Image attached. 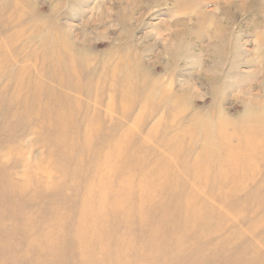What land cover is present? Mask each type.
Listing matches in <instances>:
<instances>
[{"label": "bare ground", "instance_id": "1", "mask_svg": "<svg viewBox=\"0 0 264 264\" xmlns=\"http://www.w3.org/2000/svg\"><path fill=\"white\" fill-rule=\"evenodd\" d=\"M19 21L0 47V130L38 129L52 149L24 161L20 175L0 166V225L12 234L0 242V264H264V151L256 153L264 148V97L247 104L245 121L195 113L169 138L153 128L142 139L130 129L116 136L119 124L97 104L111 109L116 99L148 93L134 77L122 84L118 64L86 76L94 62L79 66L55 35L45 41L53 49L29 52L34 67L5 73L14 49H28ZM173 111L180 117L184 109ZM23 201L27 211H11ZM94 251L107 257L96 262Z\"/></svg>", "mask_w": 264, "mask_h": 264}, {"label": "rangeland", "instance_id": "2", "mask_svg": "<svg viewBox=\"0 0 264 264\" xmlns=\"http://www.w3.org/2000/svg\"><path fill=\"white\" fill-rule=\"evenodd\" d=\"M18 16L20 25L27 28L23 38L28 49L23 54L20 48L14 49L15 54L11 51L14 61L5 73L24 65L32 48L47 43L46 48L53 49L45 41L55 35L65 37L69 47L65 53L56 45L55 49L75 54L79 66L89 58L94 62L86 76L95 79L102 66L118 64V75H127L122 84L134 77L138 91L148 93L146 98L116 99L111 109L97 104L103 116L119 124L116 136L130 129L142 139L153 128V134L165 132L169 138L195 113L201 118L222 113L230 121H245L242 115L247 104L264 97V0H0L1 48L8 46L6 38L17 28ZM34 59L29 57L25 65L34 67ZM176 106L184 109L180 117L174 115ZM139 116L142 120L135 126ZM37 127H41L39 122ZM6 132L0 130V166L11 167L15 174H21L24 161L52 149L38 138V129L18 126L12 136ZM16 150L19 157L13 153ZM13 160H17L15 166ZM29 206L30 202L23 201L11 211L25 212ZM229 212L227 208L226 215ZM233 221L242 225L237 218ZM242 235L249 237L247 232ZM10 240V230L0 225V242ZM92 255L99 263L107 257L103 251Z\"/></svg>", "mask_w": 264, "mask_h": 264}]
</instances>
